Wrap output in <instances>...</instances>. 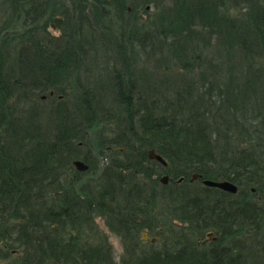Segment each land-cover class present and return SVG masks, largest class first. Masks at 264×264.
I'll return each mask as SVG.
<instances>
[{
  "label": "trees",
  "instance_id": "16d2710c",
  "mask_svg": "<svg viewBox=\"0 0 264 264\" xmlns=\"http://www.w3.org/2000/svg\"><path fill=\"white\" fill-rule=\"evenodd\" d=\"M98 52L121 69L99 96L81 83ZM94 216L120 264H264V0H0V264H116ZM148 228L170 245L143 248Z\"/></svg>",
  "mask_w": 264,
  "mask_h": 264
},
{
  "label": "rangeland",
  "instance_id": "374dc122",
  "mask_svg": "<svg viewBox=\"0 0 264 264\" xmlns=\"http://www.w3.org/2000/svg\"><path fill=\"white\" fill-rule=\"evenodd\" d=\"M154 13V11L151 9H149V17L152 16ZM57 18V17H55ZM54 19V18H53ZM146 21V17H143L140 22L141 23H145ZM52 35H59L58 30H56V28L50 30ZM153 45V44H152ZM154 46V45H153ZM138 47V46H137ZM138 48H141L140 46ZM146 51V52H145ZM145 51H143L142 49L139 50V52L136 53V55L132 56L133 58V62H134V66L137 69H140L144 72H146L147 74H152L151 76L154 77V80L157 82V79H159V76L154 74V68H155V58H159L158 55H151L150 52H148V49H146ZM101 56L99 58H103L102 60H100V62L97 60V57L94 59H92V61H87L89 62L87 66H85V70L88 71L86 73H82V86H84V88H90L92 90H95L98 92L99 96L100 94L102 95V93L106 90V86H108V79L111 77V75H109V71H112L111 67L112 66V62L116 63V68L118 72H121V69H119L118 67V58H114L113 60L109 59V63L105 58V53L100 52ZM100 53L98 52V55H100ZM127 54V53H126ZM156 56V57H155ZM98 58V59H99ZM91 69V70H90ZM114 74H116V71L114 70ZM155 75V76H154ZM105 88V89H104ZM74 91V90H73ZM41 98H39L40 102H39V107H41L45 119L48 116V112H49V106H50V101L48 100V98L45 97V95H41ZM47 114V115H46ZM43 116V117H44ZM45 124V120L44 123ZM93 140H94V136L93 134L91 135V143L93 145ZM88 179V178H87ZM188 189L193 192L195 190V192L199 193V194H209L213 196V191L211 190H205L204 186L200 183H195V182H191V186H188ZM168 190H170V187L168 189L163 190V193H168ZM215 197H219L220 199H226L229 200L230 196L228 195H222V194H214ZM234 201H236V197H234L233 199ZM212 205V203H210ZM160 207V205H159ZM202 215H200L198 217V223L204 225L202 222ZM196 220V219H195ZM107 221L106 218L101 216H94V225L95 228L97 229V231L99 232V234L104 235V237L107 238L108 243L111 247V251H112V257L114 262L117 264H120L121 259L123 256L126 255V250L128 248V243L123 241V239L118 236L117 234L113 233L112 231L109 230V228L107 227ZM159 223H155L156 226H158ZM207 227H209L212 224H209V222H206ZM153 227V226H152ZM156 230V232H154ZM153 231V229L151 230L150 228L148 229H144L143 231H141L139 233V236L142 235V233H146L147 235V239L146 240H142V245L143 248L147 247V245H149L150 241L152 239L155 238V243H153L154 245L157 246V248L161 247L162 244H166L167 246L170 245V237L162 232L161 229H155ZM197 238H201L200 242H206V243H216L219 239V235L216 234V231L214 230H206L203 235L198 236Z\"/></svg>",
  "mask_w": 264,
  "mask_h": 264
},
{
  "label": "water",
  "instance_id": "95a60500",
  "mask_svg": "<svg viewBox=\"0 0 264 264\" xmlns=\"http://www.w3.org/2000/svg\"><path fill=\"white\" fill-rule=\"evenodd\" d=\"M60 22L59 19H55L54 20V24L58 25ZM148 158L150 160L156 161L158 163H160L162 166H166L165 161L157 154H155L152 150L148 151ZM73 166L76 168L77 171L79 172H84L87 170V166L81 162V161H74L73 162ZM199 176L198 175H193L192 179H197ZM168 182V177L167 176H163L160 179V183L163 185H166ZM203 185L209 188H216L220 191L229 193V194H235L237 189L236 187L228 182V181H223V182H213V181H203ZM142 239L146 240L147 239V235L145 233L142 234ZM152 242H155V238L152 239Z\"/></svg>",
  "mask_w": 264,
  "mask_h": 264
},
{
  "label": "bare ground",
  "instance_id": "6f19581e",
  "mask_svg": "<svg viewBox=\"0 0 264 264\" xmlns=\"http://www.w3.org/2000/svg\"><path fill=\"white\" fill-rule=\"evenodd\" d=\"M149 9V7H147V10ZM79 172V171H78ZM235 186V185H234ZM236 187V186H235ZM252 192L254 191L253 189L251 190ZM232 195H234V194H232Z\"/></svg>",
  "mask_w": 264,
  "mask_h": 264
}]
</instances>
